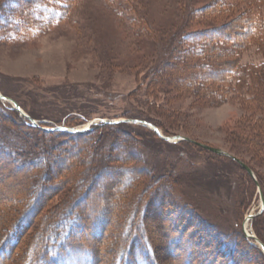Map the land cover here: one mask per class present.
Instances as JSON below:
<instances>
[{
	"label": "rangeland",
	"instance_id": "rangeland-1",
	"mask_svg": "<svg viewBox=\"0 0 264 264\" xmlns=\"http://www.w3.org/2000/svg\"><path fill=\"white\" fill-rule=\"evenodd\" d=\"M4 1L0 0V7ZM217 1L77 0L67 21L35 41L13 44L10 34L0 32V94L6 98L0 99V102L13 111L14 119L18 117L24 123H34L38 128L52 129L58 126L66 128L69 125L67 120L86 115L88 121L80 118L71 122L68 128L73 133L81 132L82 129L95 131L93 126L101 124L99 120L114 124L97 129L95 133L99 136H94L88 148L82 151L86 136L81 140L40 136L22 128L21 124L14 121L12 124L0 114V141L16 150V159L21 163L39 157L38 152L42 154L43 145L54 149L47 156L49 162L46 163L42 158L29 170L25 166L17 172L16 163L11 165L6 157L0 160V235L10 229L25 212L27 201L31 203L37 187H56V191L45 200L32 224L24 231L22 242L12 258L14 264L25 250L23 248L27 242L48 223L46 215L60 210L62 204L71 207L72 201L84 192L82 185L86 186L95 176V170L117 166L114 157L120 154L124 159L131 158L130 162L136 161L139 166L143 165L156 179L162 177L161 174L165 176V170L175 171L179 176L178 183L174 184L176 180L171 182L176 191L173 190L170 197L160 196H164L161 200L169 202L166 206L168 210L169 206L175 208L177 198L182 195L183 202L186 199L190 206L196 205L198 214L219 225L222 232L232 233L242 228L245 234V228L255 235L248 238L250 242H257L255 237H259L252 225L255 218L245 226L244 219L260 212L264 205L260 193L264 199V153L259 151L260 141L257 137L261 127H264L263 103L257 99L264 90V46L259 49L254 44L249 45L239 55L238 64L249 72L250 82L241 84L234 93H221L220 98L210 100L207 94L211 92L199 89L202 82L197 83L199 79L191 77L195 72L204 75L203 71L207 72L209 68L200 69L197 59L188 55L198 52V45L205 48L209 41L219 42L225 37L215 34L212 39L199 38L197 47L186 43L180 46L179 42L185 33L231 26L235 22L234 18L252 2L230 0L224 14L215 18L205 14L193 16L203 6ZM22 3L23 0H14V4L9 3V6H20ZM3 15L0 14V18ZM4 22L2 18L0 24ZM2 39L7 41L2 42ZM232 40L237 43L239 38ZM177 48L187 52L179 55L175 50ZM162 63L164 65L160 66ZM204 63L213 68L218 61L206 60ZM183 76H187L184 82ZM4 100L15 101L31 120L13 109L12 103ZM30 110L36 111L41 119L33 118L29 114ZM132 121L140 123L134 124ZM141 122L150 123L164 135L167 131L169 137H187L196 143L175 146L173 144L178 143L163 141ZM115 146L117 148L114 150ZM207 148L221 149L230 156L215 158L220 155ZM89 156L96 157L95 161L90 160ZM232 157L245 163L254 177L238 162L240 166L228 162L233 160ZM65 174L69 181L67 185L63 182ZM247 174L255 181L257 189L250 184ZM113 179L110 175L101 177L99 183L93 186V193L101 192V184L112 183L115 186ZM131 180V175H121L120 188L123 189ZM158 183L167 185L164 179ZM74 187L77 190L72 196ZM151 191L148 189L138 194L134 188L125 193L124 197H132L128 210L141 206L146 198L149 199L153 193ZM155 192L160 190L156 189ZM105 193L115 198L108 202L112 205L113 225L110 231H113L114 216L123 213L120 205L124 197L117 186L108 188ZM98 200L101 204L100 198ZM92 202L86 206H91ZM242 205L243 215H240L239 208ZM102 208H95V212H106ZM152 215L153 220L148 222V227L157 237V248H164V251H160L161 255L171 256L172 250L167 247V240L170 239L164 241L160 226H172L177 233L172 236L171 243L178 239L180 241L178 250L181 257L171 256L166 264H174L173 259H180L179 263L186 262L189 250L192 251V262L200 254L208 255L206 263L213 257L211 253L208 254L207 248L212 239L201 224L198 226L193 221L189 223L182 219L177 228L175 221L178 216L172 214L171 220L169 214L165 216L160 213L158 216L154 212ZM261 228L264 230V217ZM86 242L97 245L98 240L86 237ZM240 253L243 254L234 256L237 264L264 263L257 256L258 252L251 254L241 250ZM220 256L225 258L222 254ZM13 260L6 264H12Z\"/></svg>",
	"mask_w": 264,
	"mask_h": 264
},
{
	"label": "trees",
	"instance_id": "trees-1",
	"mask_svg": "<svg viewBox=\"0 0 264 264\" xmlns=\"http://www.w3.org/2000/svg\"><path fill=\"white\" fill-rule=\"evenodd\" d=\"M226 1L227 0H219L217 3H208L206 6H203L196 13H194L193 16H201L203 14L213 16L214 18L221 16L228 8L227 4L230 0H228L227 3ZM76 2L77 0H23L22 5L20 6H9V3L14 4V0H5L0 7V14L4 13V15L7 16H2L5 22L0 24V32H2L4 35L10 34L11 42L13 44H24L35 41L39 37L46 35L57 28L60 24L67 21ZM244 3L246 4L245 1ZM245 6H247V4ZM263 9L264 0H252L246 10H244V12L238 17L234 18L233 21L237 22V20H240L239 23L234 22L231 24V26L215 27L208 29L207 31L201 30L200 32H195L193 34L185 33L179 40L180 46H183V44L186 43L189 45L191 44L193 47H197L196 41L199 38L203 37L205 39H212V35L215 34L223 35L225 37L223 41L221 40L216 42L214 40L215 42H206L207 44L205 48L202 45H198L200 50L196 53L191 54L188 52L190 54L188 55L189 57L197 59V66L200 67V69L202 67L209 68V71H203V73H205L204 75H200V72H195L193 74L194 76L191 77H197L199 79L197 83L202 82V87L199 89H208L207 91L212 93L207 94V96L210 97V100H215L216 97L220 98L221 96L219 97V94L221 93H234L239 89L241 84L250 82V74L246 69L239 66L238 58L240 53L246 50L249 45L254 44L259 49L263 48ZM5 17L6 19H4ZM2 18H0V20ZM235 29L237 30L236 32L233 31ZM235 38H239L237 43L232 42V39ZM5 41H7V39H2V42ZM175 50L177 53H179V55L187 52L186 50L182 51V48L179 50L177 48ZM206 60L212 62L218 61V63L217 65H214L213 68H211L209 65L204 63ZM163 65L164 63H162L160 66ZM186 79L187 76H183L182 81L184 82ZM259 84L260 83H258L256 86L258 87ZM216 92L218 93L217 95L215 94ZM7 94L13 95L15 93ZM257 99L263 103L264 108V90L260 92V95L257 97ZM19 103L21 104V102ZM35 112L36 111L30 110L29 114L35 119H41V116ZM0 114L9 122L12 123L14 121L16 124H21L22 128H25L31 132H35L40 136L67 137L70 140H81L86 136L87 138L84 141L85 143L83 142L84 144L82 145V151H85L88 148V143L91 139L99 136L97 132V134L95 133L97 129L107 127V125H114L101 123L93 126L95 131L88 130L75 133L45 131L42 129V127L38 128L34 127L31 123H24L18 117V119H14L12 116L13 111L4 107L1 102ZM81 115H79L80 118L86 119L85 121H88L86 115ZM80 118L76 117V119H71L69 121L67 120V123L72 125L71 122L73 120H80ZM69 125L68 127H70ZM75 125L76 124L73 126ZM261 129L262 130L259 135L257 134V137L260 141L259 149L261 150L259 151L264 153V127H261ZM165 135L169 136L167 131ZM157 136L160 138L159 135ZM189 144L190 143L187 141H181L178 142V144L173 145L185 146ZM42 147V154L38 152L39 157H35L36 160L30 159L21 163L16 159V150H13L11 146H8L3 141H0V160L6 157L8 159L7 162H9L11 165L16 163L17 172L23 170V167L25 166L27 167V169H25L29 170L32 169L31 166H35L34 164H36L42 158L46 163L49 162L47 156L54 149L48 146L45 147L44 145ZM116 148L117 146H115L113 149L115 150ZM104 149L105 148L102 150ZM89 158L93 161L96 159V157L93 158V156H89ZM215 158L225 159V157L222 156H216ZM114 159L117 162V166H115L116 168L105 166L99 171L95 170V176H93L86 186L82 185V188L85 190L82 189L84 192L81 193L75 201H72L71 207L62 204V206H59L61 207L60 210H56L54 213L51 212V214L46 215L48 226L47 224L43 225L42 229L34 235V238L27 242L23 248L25 250L23 251L22 255L20 254V256H18L19 259H17L16 264H166L171 256H174V258L179 256L181 257L180 251L178 250V244L180 241L178 239V241L174 240L173 243H171L170 240H172V236L174 237L176 232L172 226H168V228L166 225L160 226L159 229H161L162 235L165 237L164 241L166 242L167 239H170L167 240L166 244L167 247L172 250V252H170L168 251V248H166V251L170 252L171 254L169 255L171 256L164 257L163 253L162 255L160 254V251H164V248H157V237H155V234H152L151 229L148 227V222L153 220L152 214H154V212H156L158 216L160 213L165 214V216L169 214L171 220L173 217L171 216L172 214L178 216V219L175 221V226L177 228L180 225L179 220L182 219H186L185 221H188L189 223L193 221L198 226L201 224V227L207 231L209 237L212 239V241H210L211 244H209V246L207 245V248L209 249L208 254L211 253L213 256L209 262L206 263L208 255L203 254V257L200 254L198 256L199 253L197 254L198 257L192 262V251L189 250L187 251L188 254L186 262L179 263L180 259L178 261L173 259L174 264H224L226 262L227 264H237L234 256L237 253L239 255L243 254L240 253L241 250H246L251 254L252 252H258L257 256L264 262V253L257 245L250 242V240L243 233L242 228H240V230L232 231V233L222 232L219 225L215 224L210 219H203L198 214L197 210H199V208L196 205L193 206L191 204V207L190 204L186 203V199L184 200V203L182 195L179 196L180 198H177L175 208L171 209L169 206L170 210H168L167 203L169 202H167L166 199H161L165 195L170 197L173 190L176 191L171 181L176 180L174 184H177V179L179 176L176 175L174 170H165L163 172L164 174L166 173L165 176L163 174H159L162 177L156 179L155 176L149 173L143 165L139 166V163L136 161L130 162L131 158L129 157L124 159L122 154H120L115 155ZM56 161H58V158ZM82 161L80 163H82ZM129 162L131 164H127ZM228 162H233L240 166L236 161L229 160ZM86 166L87 164H85V167ZM124 174L131 175L132 180L129 184L123 186L122 189L120 188L121 185L119 182H121L120 176ZM107 175L115 178L112 180V182L115 183V186L112 185V183L106 185L101 184L100 186L103 190L101 189V192L99 191L97 193H93V186L99 183L98 181L101 179V177ZM247 176L250 179V184L252 183V185H254L257 189L258 186L255 184V181L248 174ZM67 177V174H65L63 177V182L65 185L69 183ZM163 179L166 180L167 185L161 186V184L158 182ZM153 180L157 181L153 182ZM116 186L119 189V193H121L123 197L125 193L127 194L134 188L136 189L135 193L138 192V194H142V192H145L148 189H152L151 192L153 193L150 194L149 199H145L141 206L134 208L132 211H130V209L128 210V206L131 204L132 197H124V202L120 205L121 211H123V213H117L114 216L115 225L113 231L111 230V232L110 227L113 225V215L111 209L112 205H109L108 202L113 201L115 198L113 196L111 197V194H106L105 191H107L108 188L112 189ZM249 188L250 187H248V189ZM37 189L38 190L35 192V197H33V199L30 201L31 203L28 204L29 201H27V209L25 208V212L21 214L20 218L14 224H12L10 229L8 228L5 233L0 235V264H6L8 261L14 259L13 255L16 248L22 242L24 231L32 224L35 216H37L38 212L44 205L45 200L50 198L52 193L56 191V187L51 185H43V187H37ZM156 189H159L160 192L156 193ZM75 190L77 189L74 187L71 192L72 196L75 195ZM250 190L251 188L248 191L250 192ZM250 193L252 194V191ZM161 194L164 196L160 197ZM180 194L182 193L180 192ZM97 198H100L101 204L99 200L97 201ZM90 202L92 203L89 208L86 206V204L88 205ZM98 204L100 205L98 206ZM92 205L96 206L95 208L97 209L103 206L102 209H106V212H102V210L101 213H97L95 212L96 209L93 208ZM242 208L243 205L239 208L240 215H243ZM125 211H127V213L124 215ZM118 212L120 211L118 210ZM184 215H186L187 218L186 216L184 217ZM123 217H125L124 220ZM263 217L264 212L261 216H258L254 219L252 225L257 236L264 243V234H262L263 228H261ZM197 218H201L202 220L198 221L196 220ZM86 237H89L92 240H98V247L96 244L87 243ZM169 243L171 244L170 246ZM220 254H222L225 258H222ZM12 264H14V260Z\"/></svg>",
	"mask_w": 264,
	"mask_h": 264
},
{
	"label": "water",
	"instance_id": "water-1",
	"mask_svg": "<svg viewBox=\"0 0 264 264\" xmlns=\"http://www.w3.org/2000/svg\"><path fill=\"white\" fill-rule=\"evenodd\" d=\"M0 99H6L3 95H1L0 94ZM4 101H9L10 103H12L13 104V106H14V108L13 109H15L16 111H20L21 113H22V115L23 116H25V118H27V119H29V120H31V118L20 108V106L15 102V101H10V100H4ZM34 122V121H33ZM99 122H101V123H103V124H107V123H109L108 121H104V120H99ZM113 123H115V122H113ZM132 123H134V124H138V123H140V122H137V121H132ZM141 124L143 125V126H146V127H149V128H151L157 135H159L160 136V138H162L164 141H166V142H170V143H178V142H181V141H187V142H190V143H196V142H194L193 140H191V139H189V138H187V137H179V136H176V137H169V136H165L163 133H161V131L158 129V128H156L155 126H153V125H151L150 123H147V122H141ZM44 130L45 131H54V130H60V131H70V130H68V129H66L65 127H59V128H55V129H46V128H44ZM83 130H86V129H82V130H80V131H83ZM75 132V131H74ZM201 147H203V148H206V147H204V146H202V145H200ZM207 149H209L210 151H212V152H214L215 154H217V155H220V156H226V157H229L230 155L227 153V152H225V151H223V150H221V149H213V148H207ZM232 159L234 160V161H236V162H238L249 174H250V176H252V177H254V174H253V172H252V170L245 164V163H243L241 160H239V159H236V158H234V157H232ZM259 190H260V188H259ZM261 193V198H262V200H264L263 199V194H262V192H260ZM263 209H264V205H263V208L261 209V211L260 212H258L257 214H251V215H249L248 217H246V219H245V223H247L248 221H251V220H253L254 218H256L257 216H259L262 212H263ZM245 223H244V226H245ZM244 230H245V234H246V236H248V237H250V235L248 234V232L246 231V229L244 228ZM255 239H256V241H257V243H258V246L260 247V249L263 251V253H264V244L257 238V237H255Z\"/></svg>",
	"mask_w": 264,
	"mask_h": 264
},
{
	"label": "bare ground",
	"instance_id": "bare-ground-1",
	"mask_svg": "<svg viewBox=\"0 0 264 264\" xmlns=\"http://www.w3.org/2000/svg\"><path fill=\"white\" fill-rule=\"evenodd\" d=\"M248 232V231H247ZM250 233V232H249ZM252 236H254L252 233H250ZM240 251V250H239ZM246 258V257H245Z\"/></svg>",
	"mask_w": 264,
	"mask_h": 264
}]
</instances>
